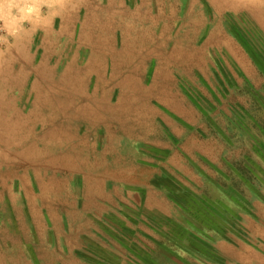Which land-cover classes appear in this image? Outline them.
I'll use <instances>...</instances> for the list:
<instances>
[{"label":"rangeland","instance_id":"obj_1","mask_svg":"<svg viewBox=\"0 0 264 264\" xmlns=\"http://www.w3.org/2000/svg\"><path fill=\"white\" fill-rule=\"evenodd\" d=\"M0 264H264V0H0Z\"/></svg>","mask_w":264,"mask_h":264},{"label":"clouds","instance_id":"obj_2","mask_svg":"<svg viewBox=\"0 0 264 264\" xmlns=\"http://www.w3.org/2000/svg\"><path fill=\"white\" fill-rule=\"evenodd\" d=\"M8 7H9V8H13V7H15V5H9Z\"/></svg>","mask_w":264,"mask_h":264}]
</instances>
